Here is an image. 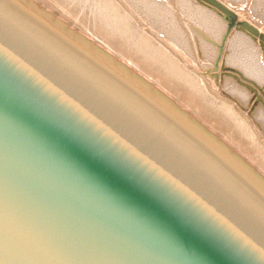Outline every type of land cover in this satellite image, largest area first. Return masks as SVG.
I'll use <instances>...</instances> for the list:
<instances>
[{
  "label": "water",
  "instance_id": "water-1",
  "mask_svg": "<svg viewBox=\"0 0 264 264\" xmlns=\"http://www.w3.org/2000/svg\"><path fill=\"white\" fill-rule=\"evenodd\" d=\"M0 264H264V192L0 0Z\"/></svg>",
  "mask_w": 264,
  "mask_h": 264
},
{
  "label": "bare ground",
  "instance_id": "bare-ground-1",
  "mask_svg": "<svg viewBox=\"0 0 264 264\" xmlns=\"http://www.w3.org/2000/svg\"><path fill=\"white\" fill-rule=\"evenodd\" d=\"M264 192V0H16Z\"/></svg>",
  "mask_w": 264,
  "mask_h": 264
},
{
  "label": "rangeland",
  "instance_id": "rangeland-1",
  "mask_svg": "<svg viewBox=\"0 0 264 264\" xmlns=\"http://www.w3.org/2000/svg\"><path fill=\"white\" fill-rule=\"evenodd\" d=\"M15 2H16V0H14ZM19 4V3H18ZM21 5V4H20ZM21 6H23L24 8H26L27 10H29L30 11V8L29 7H25L24 5H21ZM35 15V14H34ZM38 17V16H37ZM68 38H71L70 36H68ZM72 39V38H71ZM97 50V49H96ZM95 50V51H96ZM94 51V52H95ZM94 52L93 53H90L92 56L94 55Z\"/></svg>",
  "mask_w": 264,
  "mask_h": 264
}]
</instances>
